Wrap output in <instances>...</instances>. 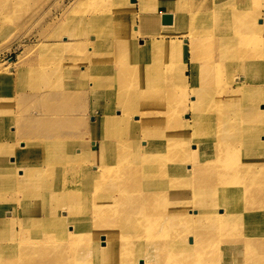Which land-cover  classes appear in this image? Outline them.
<instances>
[{"label":"bare ground","instance_id":"1","mask_svg":"<svg viewBox=\"0 0 264 264\" xmlns=\"http://www.w3.org/2000/svg\"><path fill=\"white\" fill-rule=\"evenodd\" d=\"M185 2L177 0L176 11L160 9L173 22L150 33L152 41H117L105 51L91 26V51L83 42L75 46L80 53L67 56L65 69L49 64L27 72L16 65L31 84L50 82L10 93L19 116L2 133L0 154L29 148L30 157L20 168L16 156L9 159L13 168L0 164V191H16L0 194V209L9 214L3 222L13 221L4 231L0 220V264H243L240 246L250 252L244 264H264L251 249L264 241V227L254 228L264 224V18L258 11L262 29L245 35L230 20L216 23L211 6ZM247 5L223 0L238 15L248 14ZM178 31L191 40L176 49L168 37ZM185 49L192 52L190 73ZM60 51L52 48L48 61ZM101 65L106 72L91 75ZM240 68L247 70L243 81ZM64 73L79 80V89L55 90ZM88 93L101 99L86 129L98 151L78 130L76 113ZM31 99L42 100L43 109L27 117L23 105ZM48 196L52 210L43 212L35 202L42 206ZM65 202L86 211L71 214ZM58 232L67 238L59 240ZM167 235L173 236L165 242ZM170 246L173 256L159 260Z\"/></svg>","mask_w":264,"mask_h":264},{"label":"rangeland","instance_id":"2","mask_svg":"<svg viewBox=\"0 0 264 264\" xmlns=\"http://www.w3.org/2000/svg\"><path fill=\"white\" fill-rule=\"evenodd\" d=\"M184 1L187 2V6L193 5L195 3L203 6L204 9L207 6H211L214 10L211 16L216 18V23L230 20L233 24L242 26V34L247 35L245 31L253 30V28L254 31L262 29L259 19H256L254 16H258L257 13L260 11V17L264 18V0H247V6H249L247 15H245V12H243L241 15H238L237 9L234 7L223 8V0H193L192 2L187 0ZM15 2L16 4L13 7H8L7 4H12ZM176 2L177 0H0V144L6 139L5 136H1L2 133H6L7 129H10L11 127L15 128L16 126V121L12 123L9 122L11 118L16 120L19 116L18 114H16V116L13 112L17 111V109L19 110V106L17 105L15 107L12 104L14 103V96H12L10 93L14 91L17 93L19 87L21 88L26 86L28 89H30L32 85L38 87L42 84L44 85L50 82L49 79H44L43 81L38 80L34 84H31L29 81L30 77H28V75L23 76L21 72H18V69L16 71V65L20 64V69L27 72L31 70V68L39 70L41 67L43 68L49 64L55 65L54 68L59 67L65 69L67 56L70 55L73 57L80 53L79 50H74L75 46L84 45L81 44V42H83L86 45H84L85 47L82 49L87 50V52L91 51V48H88L90 44L87 42V39H85L89 36L85 35V32L90 31L92 27L94 28L95 26L97 27L95 32L100 33L98 36L106 41L105 51H111L112 46L120 45V42L117 41H122V47H125L126 40L146 39L152 41L150 33H160L162 32L163 28H166L168 25H170L163 24L162 16H164V12H161L160 9L168 5L173 9V11H176ZM260 7L261 10L259 9ZM204 13L208 14V10H204ZM92 20H94V22ZM190 28L191 27L184 29L189 31L192 29ZM144 29L146 32H143ZM238 29H240V27ZM105 31L111 32L107 34ZM183 32L184 31H178L176 33H172L168 37L169 41H173V43H175L176 49H178V44L190 43L191 38L189 34L184 35ZM181 39L185 41H179ZM194 39L199 38L194 37ZM239 43L242 45L244 44L245 47V40ZM47 45H53V47H47ZM43 46H46L49 48V50L47 48H42ZM57 47L61 48V55H59L57 59L51 58L48 61L49 58L47 54L50 51L52 53V48ZM243 49L246 51L245 48H241V50ZM185 53L188 60L186 68L190 73L192 70V64L189 60L191 57L189 58V56H191L192 52L190 49H185ZM125 55L126 57H132V53H124V61ZM177 59H180V57L175 58L176 62ZM83 69L84 67H82V64L78 65L77 70L79 72L83 71ZM105 70L106 67L101 65L95 67L89 72L91 75L97 74L98 76H101V74L106 72ZM246 72L247 70L240 68L239 75L241 77V81L244 80ZM71 76L75 77L74 70H71ZM261 79L262 75L254 76L253 80L251 77L249 84L255 85ZM83 81H86V79H83ZM79 83V80L72 79L68 74L64 73L60 77L55 78L54 85L56 86L55 90L61 92L71 88L79 89ZM262 88L264 90V85ZM28 92L29 91H25L23 94ZM84 99L85 100H82L83 108H81V110L76 113L77 117L81 118L78 130L82 132L83 139L88 141L90 147L98 151V142H95V138L90 139L86 129L89 126L88 122H91L90 119L97 114V111L100 112L101 108L99 107V103L101 102V99L99 96L92 95L90 93H88ZM8 101L10 102L8 103ZM43 104L44 102L42 100L37 102L33 99L27 100L25 105H23V115L29 117L36 114L39 110L42 111ZM261 105L258 106V109L260 110H262ZM3 108L10 110V112H7ZM185 112L188 113L185 114V116L187 118H191V109H187ZM63 114L72 116V113L70 112H65ZM7 117H9V120H6ZM13 131L14 130H11V132ZM35 140L40 141L39 139ZM92 142H95V144L92 145ZM28 149L29 148L16 150L14 148L11 152L7 149H3L0 154V164L5 165V167L10 166L12 168L15 165H18L19 168L24 166L26 162H23V160L27 157H30V153L27 152ZM14 156L19 159L15 165L9 160L10 157ZM5 158L6 161H4ZM0 178L2 179V176H0ZM7 179H9L8 176ZM15 192L16 191L8 190V187L5 186L3 189H1L0 194L2 193V195L5 196L7 193L15 194ZM52 201L53 198L48 196L46 198V203L42 206L40 203L43 202V200L37 201L35 203L36 206L38 205L40 208L43 207V212H47L46 208L47 206H50L49 208L51 209L50 202ZM65 204L68 205L70 210L69 212H71V214L82 212L83 208L86 211V208H82L81 205L75 206L67 202H65ZM5 208L6 211L10 210L9 205H6ZM15 209L17 210V207ZM8 216L9 214L5 213L4 215L3 211L0 209V220L2 222L4 219H8ZM5 223L10 225L13 223V221H6ZM6 224L3 222L1 226L4 231H6ZM259 227H264V224L258 222L257 226L254 228ZM45 231H49V229L45 228ZM57 235H59V240L67 238L66 232H58ZM171 236L173 235L165 236L163 241L166 242L169 238H171ZM263 244L264 241H261L258 244H251L252 252L258 253L261 261H264V254L261 253V247H264ZM13 245L16 244L12 243V246ZM240 247L241 260L244 264V262L246 263L249 260L247 253L250 252L244 246ZM136 250L137 249L135 248L131 252H135ZM174 251V248L170 246L169 249L159 254L158 259L166 260L168 255L170 259L173 256Z\"/></svg>","mask_w":264,"mask_h":264},{"label":"water","instance_id":"3","mask_svg":"<svg viewBox=\"0 0 264 264\" xmlns=\"http://www.w3.org/2000/svg\"><path fill=\"white\" fill-rule=\"evenodd\" d=\"M162 22L163 24H171L173 22V17L170 15L169 16L164 15L162 16Z\"/></svg>","mask_w":264,"mask_h":264}]
</instances>
